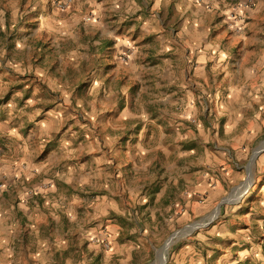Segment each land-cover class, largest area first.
Instances as JSON below:
<instances>
[{"label":"rangeland","instance_id":"1","mask_svg":"<svg viewBox=\"0 0 264 264\" xmlns=\"http://www.w3.org/2000/svg\"><path fill=\"white\" fill-rule=\"evenodd\" d=\"M57 1L2 0L0 18L23 25L43 4L47 34L33 65L50 81L49 106L63 100L52 140H72L74 131L82 147V188L75 203L68 197L42 226L18 228L16 239L0 229V264H90L101 233L100 250L109 248L98 226L110 218L138 247L129 264H157L168 240L196 223L174 238L165 264H264V94L247 57L220 52L204 76L188 63L192 13L207 14L202 46L232 53L243 40L226 19L252 0H73L65 10ZM90 3L107 9L96 22ZM102 42L113 46L103 51ZM105 197L124 205V218L105 215Z\"/></svg>","mask_w":264,"mask_h":264},{"label":"crops","instance_id":"2","mask_svg":"<svg viewBox=\"0 0 264 264\" xmlns=\"http://www.w3.org/2000/svg\"><path fill=\"white\" fill-rule=\"evenodd\" d=\"M1 2L2 0L0 4ZM251 2L253 6L245 14V28L240 32L243 41L232 53L229 49L222 50L217 45L203 47L202 43H208L210 34L209 26L205 25L207 14L201 12L199 16L200 13H192L191 18H194L195 25L191 27L188 36L195 43L191 44L188 63L198 68H195V74L199 72L204 76L208 63L215 62L220 52L224 59L237 56L240 62H245L247 57L252 63L250 75L257 85L256 93L259 95L261 92L264 94V0ZM42 6L41 3L34 5L25 17L23 25L17 19L7 23L5 19L0 18V183L4 185V188L0 189V229L3 228L9 234L8 241L17 238L18 228L42 226L49 220V212H60L62 206L70 200L75 203L74 192L82 188L81 167L75 160L81 154L82 147L79 141H74V131L72 140H52L54 133H57L54 126L59 127L60 124L57 116L63 115V100L53 103L52 107L49 106L50 81L38 69L40 66H36V69L33 65L38 39L47 34V31L43 33L42 28L44 15L37 11ZM89 10L93 11V19L96 22L103 17V10L107 9L98 3H90ZM34 22L41 27L38 31L35 30L37 33L31 31V24ZM218 25L214 23L211 27L216 28ZM44 62L43 65L48 66L47 60ZM242 66H245V63ZM192 98L195 99L193 95ZM55 116L56 121H52ZM51 142L54 144L49 146ZM97 160L89 161L83 168L88 164H102V159ZM105 163L112 167L114 164L112 161ZM61 168L64 169L63 172H59ZM98 173L100 174V171ZM119 176L121 179L123 174ZM87 177L89 178L88 174ZM109 182L111 181H107L110 191ZM123 185L121 191L124 192ZM108 195L113 193L110 191ZM104 204L107 206L105 210H111V213L106 212V216L115 214L124 218V205L119 204L116 199L105 197ZM102 226L107 233V241L104 239L103 243L108 242L109 248L100 250L102 243L99 238H103L101 233L96 240L97 245L92 246L96 252L90 255V264H129L133 260V251L138 247L123 240L124 229L118 221L110 218L106 220L105 225H99L98 228ZM94 230V238H97V229ZM14 254L19 256V253L14 252L7 256L13 257ZM46 254L49 256L50 253ZM38 255L41 258V255ZM32 257L29 254L30 260L39 259Z\"/></svg>","mask_w":264,"mask_h":264},{"label":"built area","instance_id":"3","mask_svg":"<svg viewBox=\"0 0 264 264\" xmlns=\"http://www.w3.org/2000/svg\"><path fill=\"white\" fill-rule=\"evenodd\" d=\"M73 0H64V1H57L56 5L58 9H68L72 5ZM253 6V3L250 1L248 3L239 5L232 14L227 17L228 25L231 27V29L236 30L238 32H241L245 28L246 20H245V14L247 10ZM91 20V17L88 18V21ZM4 185L0 183V189H3ZM107 247L109 246L106 242L104 243Z\"/></svg>","mask_w":264,"mask_h":264},{"label":"water","instance_id":"4","mask_svg":"<svg viewBox=\"0 0 264 264\" xmlns=\"http://www.w3.org/2000/svg\"><path fill=\"white\" fill-rule=\"evenodd\" d=\"M257 153L252 157V160H251V164L250 165H252V163H253V161L256 159V157H257ZM200 226H202V224H199V223H196V224H193V225H191V226H188L187 228H185L183 231H180L179 233H177V234H175L174 236H172L169 240H168V242L166 243V245L167 244H169L174 238H176V237H179L180 235H184V234H187V231H194L195 229H197L198 227H200ZM166 245H165V247H166ZM165 247L161 250V252L165 249ZM167 252H168V249H166V251H165V253H164V258H163V261L160 263V264H165V262H166V254H167Z\"/></svg>","mask_w":264,"mask_h":264},{"label":"bare ground","instance_id":"5","mask_svg":"<svg viewBox=\"0 0 264 264\" xmlns=\"http://www.w3.org/2000/svg\"><path fill=\"white\" fill-rule=\"evenodd\" d=\"M173 242H174V239L169 244L166 245L165 249L162 252H160V254L158 256L157 264H160L163 261L164 253H165L166 249H168Z\"/></svg>","mask_w":264,"mask_h":264},{"label":"trees","instance_id":"6","mask_svg":"<svg viewBox=\"0 0 264 264\" xmlns=\"http://www.w3.org/2000/svg\"><path fill=\"white\" fill-rule=\"evenodd\" d=\"M100 46H101V49L104 51V50H106L108 48H111L113 46V44L112 43H107V42H102Z\"/></svg>","mask_w":264,"mask_h":264}]
</instances>
